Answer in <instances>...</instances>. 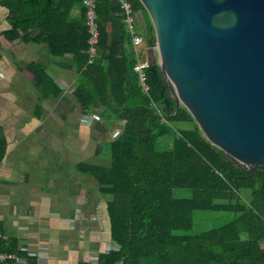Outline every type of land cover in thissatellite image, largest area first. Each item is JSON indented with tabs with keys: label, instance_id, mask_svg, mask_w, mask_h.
<instances>
[{
	"label": "trees",
	"instance_id": "1",
	"mask_svg": "<svg viewBox=\"0 0 264 264\" xmlns=\"http://www.w3.org/2000/svg\"><path fill=\"white\" fill-rule=\"evenodd\" d=\"M127 1L134 10L146 11L140 0ZM114 9L120 10V4L116 8L112 0H97V48L105 49L100 59L89 61L87 24L80 40L61 41L49 32L53 54H74L81 71L77 92L82 103L102 104L127 115L123 132L110 145L111 165L91 171L101 191L111 197V238L118 246L102 252L96 264H264V167L241 169L213 145L190 112L183 105L177 109L158 65H147L141 81L137 59L125 52L131 35L125 31L122 43L108 44L107 25ZM12 13L18 15L11 37L22 30L24 39H30V17L43 13L39 2L33 9ZM147 35L154 45L151 19ZM73 41L75 46H62ZM170 138V147L158 150V142ZM176 189H189L192 196L176 197ZM196 210L234 212L236 218L201 234L176 233L193 227ZM0 251L14 250L0 238Z\"/></svg>",
	"mask_w": 264,
	"mask_h": 264
},
{
	"label": "crops",
	"instance_id": "2",
	"mask_svg": "<svg viewBox=\"0 0 264 264\" xmlns=\"http://www.w3.org/2000/svg\"><path fill=\"white\" fill-rule=\"evenodd\" d=\"M37 2L43 13L30 17L31 38L22 30L12 38V10ZM119 4L112 0V7ZM135 13V29L147 37L149 15L143 8ZM124 23L121 9L112 10L108 44L122 43L125 31L132 37ZM85 24L79 0H0V238L22 264H96L112 249L111 197L91 171L111 165L110 145L127 115L84 105L74 54L55 55L49 44V32L80 40ZM149 46L143 39L136 47L131 38L125 52L148 60ZM104 52L96 48L91 60L87 50L89 61Z\"/></svg>",
	"mask_w": 264,
	"mask_h": 264
},
{
	"label": "water",
	"instance_id": "3",
	"mask_svg": "<svg viewBox=\"0 0 264 264\" xmlns=\"http://www.w3.org/2000/svg\"><path fill=\"white\" fill-rule=\"evenodd\" d=\"M140 1L157 43L148 64L177 109L234 165L264 167V0Z\"/></svg>",
	"mask_w": 264,
	"mask_h": 264
},
{
	"label": "built area",
	"instance_id": "4",
	"mask_svg": "<svg viewBox=\"0 0 264 264\" xmlns=\"http://www.w3.org/2000/svg\"><path fill=\"white\" fill-rule=\"evenodd\" d=\"M81 1L84 7L86 8V22L90 34L88 38V44H89L88 52L90 55V59L92 60L95 55L99 40V26L97 22V11H96L97 0H81ZM119 2H120V9L122 11V15L124 16V21L132 34V42L137 47L142 44L143 38L135 29V25L137 22V15L135 13V10L133 9L131 2L127 0H119ZM137 62H138L137 69L139 72V76L141 81H143L145 77L144 68L147 65H149L148 60L138 59ZM0 236L2 235L0 234ZM117 247L118 246L113 242L112 248L117 249ZM22 263L23 262L21 257L16 255L15 253L0 251V264H22Z\"/></svg>",
	"mask_w": 264,
	"mask_h": 264
},
{
	"label": "rangeland",
	"instance_id": "5",
	"mask_svg": "<svg viewBox=\"0 0 264 264\" xmlns=\"http://www.w3.org/2000/svg\"><path fill=\"white\" fill-rule=\"evenodd\" d=\"M141 35H143L144 42L148 44L150 41L149 36H145L143 32H140ZM147 38V39H146ZM156 43V36H155V44ZM180 126L182 127H189L190 125L188 123H181ZM172 141L171 138L167 140L159 141L157 144L158 150H167ZM244 195V201L247 202L250 197V192L246 191L243 193ZM175 196L180 198H187L192 196V191L189 189H176L175 190ZM194 224L193 227L189 230H179L176 233L181 235H195V234H201L207 230L217 228L223 224H226L230 221H232L234 218H236V214L234 212H228V211H214V210H196L194 212Z\"/></svg>",
	"mask_w": 264,
	"mask_h": 264
}]
</instances>
